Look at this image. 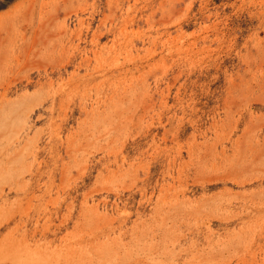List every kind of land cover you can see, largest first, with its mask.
<instances>
[{
	"label": "rangeland",
	"instance_id": "1",
	"mask_svg": "<svg viewBox=\"0 0 264 264\" xmlns=\"http://www.w3.org/2000/svg\"><path fill=\"white\" fill-rule=\"evenodd\" d=\"M0 264H264V0H11Z\"/></svg>",
	"mask_w": 264,
	"mask_h": 264
},
{
	"label": "bare ground",
	"instance_id": "2",
	"mask_svg": "<svg viewBox=\"0 0 264 264\" xmlns=\"http://www.w3.org/2000/svg\"><path fill=\"white\" fill-rule=\"evenodd\" d=\"M23 6L20 5V4H16V5H13L9 11H6L2 14H0V26L5 24L6 22H8L10 20V14L11 12L13 11L14 13H20L21 12V8Z\"/></svg>",
	"mask_w": 264,
	"mask_h": 264
},
{
	"label": "trees",
	"instance_id": "3",
	"mask_svg": "<svg viewBox=\"0 0 264 264\" xmlns=\"http://www.w3.org/2000/svg\"><path fill=\"white\" fill-rule=\"evenodd\" d=\"M11 0H0V9Z\"/></svg>",
	"mask_w": 264,
	"mask_h": 264
}]
</instances>
